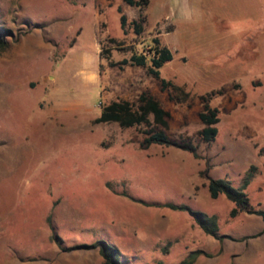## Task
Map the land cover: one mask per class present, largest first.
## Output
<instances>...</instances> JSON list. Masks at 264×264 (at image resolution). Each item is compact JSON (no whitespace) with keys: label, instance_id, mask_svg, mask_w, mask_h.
Returning <instances> with one entry per match:
<instances>
[{"label":"rangeland","instance_id":"1","mask_svg":"<svg viewBox=\"0 0 264 264\" xmlns=\"http://www.w3.org/2000/svg\"><path fill=\"white\" fill-rule=\"evenodd\" d=\"M117 8L125 16L123 30ZM140 27L135 34L131 22ZM0 264H102V240L120 264H264L261 217L209 197L208 179L244 188L264 212V0H0ZM171 53L159 81L148 65ZM101 52V55H99ZM145 93L166 113L121 128L95 123L111 102L138 106ZM203 98V99H201ZM203 100L218 111L216 135L198 132ZM162 130L173 146H141ZM183 205L216 218L203 233ZM236 213L231 216V210Z\"/></svg>","mask_w":264,"mask_h":264},{"label":"trees","instance_id":"2","mask_svg":"<svg viewBox=\"0 0 264 264\" xmlns=\"http://www.w3.org/2000/svg\"><path fill=\"white\" fill-rule=\"evenodd\" d=\"M124 2L129 6L136 7L139 11L144 9L148 0H124ZM119 13V24L120 28L123 30L126 24L125 16L121 13L120 9L117 8ZM133 26L134 33H140V27L135 21L131 22ZM156 49L149 59L148 65L146 60L142 55L131 54L128 59H122L118 65H130L145 67L146 73L151 77L157 79L162 90L170 87L175 93H183L179 88L173 86L169 81H166L159 77V69L163 65L171 60V53L165 48H157V40H154ZM4 41L0 38V49L4 47ZM101 55V52L100 54ZM184 97L187 94H182ZM203 99V98H201ZM151 115L155 124L160 127H165L164 117L166 113L162 110L157 101L152 99L145 93H141L138 97V106L136 109H131L127 102H111L102 108L101 114L98 118L94 120L95 123H106L115 122L121 128L131 127L133 125L144 124L147 126L148 122L146 116ZM218 111L215 108H210L207 105V100H203L202 110L198 113V118L202 124V128L199 130L198 135L203 142H210L214 139L216 135V123L218 122ZM143 139L141 141L142 147H147L149 145H159V146H173L177 149L186 151L195 156V147L187 143L175 144L171 142L162 130H154L143 132ZM254 168L250 167L242 178L239 187L231 186L230 182L226 179H208L207 181V191L211 199L217 198L219 195H223L228 201L234 204L235 208L240 211H244L248 214H254L261 217L263 221L264 230V212L261 210H252L249 206L248 199L244 193V188L248 185L253 177ZM163 207L172 211H182L186 212L188 216L193 220V222L198 226V228L206 235L216 237L217 236V224L216 218L213 215H206L202 212L191 210L183 205H173L170 203L164 204ZM236 209L231 210L230 215L233 216L236 213ZM71 250L78 249H97L101 259L102 264H120L119 252L118 250L102 241H96L92 244H81L70 248ZM203 255L201 251L189 252L183 259H181L176 264H193L198 256Z\"/></svg>","mask_w":264,"mask_h":264}]
</instances>
